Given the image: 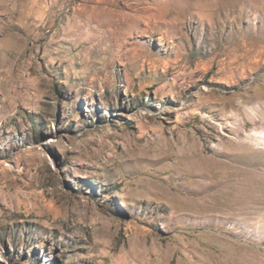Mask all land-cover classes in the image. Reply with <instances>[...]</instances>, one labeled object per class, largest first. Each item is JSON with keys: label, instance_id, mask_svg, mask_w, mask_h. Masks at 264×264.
<instances>
[{"label": "rangeland", "instance_id": "obj_1", "mask_svg": "<svg viewBox=\"0 0 264 264\" xmlns=\"http://www.w3.org/2000/svg\"><path fill=\"white\" fill-rule=\"evenodd\" d=\"M259 132L264 0H0V264H264Z\"/></svg>", "mask_w": 264, "mask_h": 264}, {"label": "bare ground", "instance_id": "obj_2", "mask_svg": "<svg viewBox=\"0 0 264 264\" xmlns=\"http://www.w3.org/2000/svg\"><path fill=\"white\" fill-rule=\"evenodd\" d=\"M259 133H260V135L258 136V142L262 143V142H264V134H262V132H259Z\"/></svg>", "mask_w": 264, "mask_h": 264}]
</instances>
